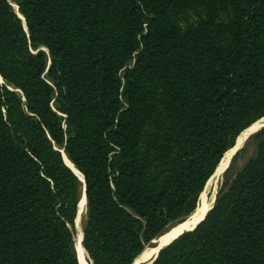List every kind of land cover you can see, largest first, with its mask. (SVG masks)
<instances>
[{
	"label": "trees",
	"instance_id": "1",
	"mask_svg": "<svg viewBox=\"0 0 264 264\" xmlns=\"http://www.w3.org/2000/svg\"><path fill=\"white\" fill-rule=\"evenodd\" d=\"M263 118L264 0H0V264H79L83 186L89 263L133 264ZM251 138L151 264H264V127Z\"/></svg>",
	"mask_w": 264,
	"mask_h": 264
},
{
	"label": "bare ground",
	"instance_id": "2",
	"mask_svg": "<svg viewBox=\"0 0 264 264\" xmlns=\"http://www.w3.org/2000/svg\"><path fill=\"white\" fill-rule=\"evenodd\" d=\"M264 124V118L262 120H260L257 124L255 125H251L250 127H248L247 129H245L241 135L238 138V143L243 141L250 133L258 130L259 128H261V126ZM252 130V131H251ZM248 131V132H247ZM247 132V133H245ZM230 153H228L223 160L221 161L220 165H219V169L217 168V170L221 169L222 163L226 162L228 163V158H229ZM63 159L64 161H66L65 163L71 167L74 172L76 173V175L79 177L80 180H82L79 172L75 169V167L71 164V162L68 161L66 155H63ZM226 163V165H227ZM214 180V179H213ZM213 180L211 181V183H213ZM218 181V180H217ZM210 183V184H211ZM210 184L207 186V188L210 186ZM216 187V186H215ZM206 188V189H207ZM213 197L214 194L212 195V198L207 199L201 206L198 207V209L196 211H194L191 215H189V217L186 219L185 222L178 224L176 227H174L173 229H171L170 231H168L167 233H165L164 235H162L159 240H158V247L163 246L165 244H167L168 242H170L174 237H176L178 234H180L183 231H187L190 230L191 228H193L205 215L206 211L210 208L212 201H213ZM80 206L82 204V206H84L83 200L82 202L79 203ZM81 206V207H82ZM79 224V223H78ZM79 229V227H78ZM81 235H82V229H81ZM80 235V236H81ZM82 237V236H81ZM77 258L79 261V264H86L87 263V256H86V252L82 246V244L80 243L81 238L79 237L77 240ZM158 247L155 249L152 248H145L144 251L141 252V254L137 257V259L134 261V263L138 260V262L143 263L144 261H146L149 257H151V255L155 254L158 250ZM139 257L143 258L139 260ZM136 264V263H135Z\"/></svg>",
	"mask_w": 264,
	"mask_h": 264
},
{
	"label": "rangeland",
	"instance_id": "3",
	"mask_svg": "<svg viewBox=\"0 0 264 264\" xmlns=\"http://www.w3.org/2000/svg\"><path fill=\"white\" fill-rule=\"evenodd\" d=\"M259 121V120H258ZM258 123V122H257ZM256 123V124H257ZM252 131V130H251ZM252 137V136H251ZM250 137V139L248 140V142L246 143L245 147L243 148V150L233 159V161L231 162L228 170L223 174L221 175L214 183V187L211 185L209 186L207 189H205V192L201 194V198L199 199L200 202L197 206V208L194 210L196 211L198 209L199 206H201L207 199H211L212 198V195L214 194V196L216 197V194L218 193V191L222 188V185L224 183H226V185L230 184L232 182V180L234 179L235 175L237 174L238 171H240L242 169V167L244 166V164L255 154V150H256V141H254L252 138ZM226 162H223L222 163V166H221V169L220 170H217V173L219 174L225 167H226ZM219 169V168H218ZM213 180V179H212ZM216 186V187H215ZM215 188V189H214ZM208 197V198H207ZM214 198V197H213ZM82 206V204H81ZM80 204L78 205V208L79 210L83 211V206L81 207ZM193 211V212H194ZM192 212V213H193ZM82 213V212H81ZM191 213V214H192ZM190 214V215H191ZM78 220H77V234L75 236V242H76V251H78L77 249V239L80 237L81 238V229H82V215L78 216ZM189 217V216H188ZM187 217V218H188ZM186 218V219H187ZM186 219L183 221L185 222ZM181 222V223H183ZM79 223V224H78ZM179 224V223H178ZM177 224L171 226L170 228L172 227H176ZM79 227V229H78ZM169 228V229H170ZM168 229V230H169ZM164 235V234H163ZM162 236V235H161ZM160 236V237H161ZM156 242V241H155ZM81 243V241H80ZM151 243V242H150ZM149 243V244H150ZM152 248L154 247V243L153 245H146L145 248ZM140 259H143L141 257H139V260ZM136 264H141V262H135ZM133 263V264H135ZM86 264H90L88 259H87V263Z\"/></svg>",
	"mask_w": 264,
	"mask_h": 264
},
{
	"label": "water",
	"instance_id": "4",
	"mask_svg": "<svg viewBox=\"0 0 264 264\" xmlns=\"http://www.w3.org/2000/svg\"><path fill=\"white\" fill-rule=\"evenodd\" d=\"M264 127V124L261 126V128H263ZM261 128H259L258 130H256V131H254V132H252V133H250L243 141H241V142H239L238 143V138H239V136L241 135V133L239 134V136L236 138V140H235V143L233 144V146L230 148V149H228L225 153H224V155L222 156V158H221V160H220V162H219V164H218V166L216 167V169H215V171H214V173H213V175L209 178V180H211V179H214L213 180V183H211L210 184V186L212 185L213 187H214V183L217 181V179L221 176V175H223L227 170H228V168H229V166H230V164H231V162L233 161V159L243 150V148L245 147V145H246V143L248 142V140L250 139V137L253 135V134H255L256 132H258ZM228 153H230V155H229V158H228V163H227V165H226V167L218 174L217 173V168L219 167V165H220V163H221V161L223 160V158L228 154ZM63 155H65L63 152H62V158H63ZM68 159V158H67ZM64 161V160H63ZM65 163V162H64ZM66 164V163H65ZM72 164V163H71ZM66 166L76 175V173L74 172V170L71 168V167H69L67 164H66ZM76 169V168H75ZM77 170V169H76ZM77 176V175H76ZM78 177V176H77ZM209 180L207 181V183L209 182ZM82 182H83V179L81 180ZM207 183H206V185H207ZM206 185H205V188H206ZM205 188H204V190H203V192L202 193H204L205 192ZM215 189V188H214ZM201 193V194H202ZM217 195V194H216ZM201 198V195H200V197H199V199ZM208 198V197H207ZM82 200H83V203L85 204V188H84V186H83V191H82V194H81V196H80V201H79V203L80 202H82ZM215 200H216V197L214 196V198H213V201H212V204H211V206H210V208L206 211V213H205V215L203 216V218L193 227V228H191L190 230H187V231H191L192 229H194L205 217H206V215H207V213L213 208V205H214V203H215ZM199 202H200V200H199ZM199 204V203H198ZM198 206V205H197ZM83 209H84V206H83ZM81 210H79V208H78V216H80L81 215ZM79 218V217H78ZM180 224V223H179ZM178 225V224H177ZM176 225V226H177ZM175 227V226H174ZM174 227H172V228H170L169 230H167V231H165L163 234H165V233H167L168 231H170L171 229H173ZM184 232H186V231H183V232H181L180 234H178L176 237H174L170 242H168L167 244H165V245H163V246H160V247H158V240H159V238H160V236L161 235H163V234H161L158 238H156V239H154L150 244L151 245H153V243H154V247H152V249H155V248H157L158 247V250H157V252L155 253V254H153V255H151V257H149L146 261H144L143 263H141V264H151L156 258H157V256H158V254H159V252L163 249V248H165L166 246H168L174 239H176L178 236H180L181 234H183ZM82 237H83V233H82V235H81ZM82 237H81V242H82ZM156 241V242H155ZM150 244H148V245H150ZM83 246V245H82ZM148 248V247H147ZM144 251V250H143ZM88 256V255H87ZM89 258V257H88ZM137 259V258H136ZM135 259V260H136Z\"/></svg>",
	"mask_w": 264,
	"mask_h": 264
}]
</instances>
